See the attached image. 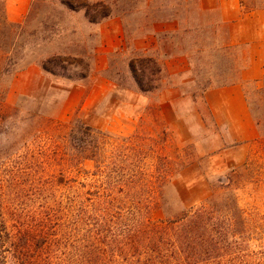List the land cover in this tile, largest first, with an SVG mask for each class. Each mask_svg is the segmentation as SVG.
<instances>
[{
    "label": "rangeland",
    "instance_id": "1",
    "mask_svg": "<svg viewBox=\"0 0 264 264\" xmlns=\"http://www.w3.org/2000/svg\"><path fill=\"white\" fill-rule=\"evenodd\" d=\"M250 1L258 6L252 12L264 11V0ZM199 3V0L190 4L185 0H35L29 15L15 24L7 21L0 2L1 222L23 228L35 214L40 212L41 216V205L46 201L55 214L51 226L60 234L59 227L67 223L64 214L70 210L75 191L91 189L98 180L101 182L102 171L146 176L150 189L162 191L168 213L158 209L149 212L145 219L152 222L180 214L183 209L180 199L185 205L187 200L199 202L210 192L222 190L219 180L230 168L243 162L229 165L232 160L227 154L219 160L227 167L207 172L201 168L204 176L189 170L208 157L209 148L216 147L215 143L200 144L203 136L222 135L207 112L202 85L194 74L196 62L200 61L206 70L212 68L211 72L214 66L223 67L227 75L232 63L231 57L212 51L224 31L211 23V16L203 14ZM247 11L243 8L244 14L251 13ZM105 15L108 18L118 15L122 20L125 50L110 53L107 69L99 73L94 62L98 35L91 21L99 23L105 20ZM161 23H171L172 31L155 33V26ZM152 34L159 40V54L162 51L167 55L183 54L188 59L190 75L180 96L166 97L176 101L175 113H163L164 98L155 92L168 82L156 58L161 72L153 78L155 90L151 93L140 92L129 70L130 61L139 56L135 42ZM200 46L206 48L205 52L196 56ZM249 52L247 48L240 50L239 66L243 70L239 71L238 66V73L249 66ZM48 61L68 64L64 71L72 79L45 71L43 64ZM99 78L116 86L101 101L95 95L89 96ZM178 117L183 123L176 120ZM201 119L207 130L198 128ZM77 120L106 135L101 142L107 168L99 174L92 162L78 166L73 161L77 153L69 145V135ZM92 136L85 138L93 143L97 135ZM252 149V143L246 146V157ZM195 178L205 185L203 189L195 188ZM255 187L249 185L237 191L240 204L244 208L258 205L264 212V199L255 202L251 198L261 196Z\"/></svg>",
    "mask_w": 264,
    "mask_h": 264
},
{
    "label": "trees",
    "instance_id": "2",
    "mask_svg": "<svg viewBox=\"0 0 264 264\" xmlns=\"http://www.w3.org/2000/svg\"><path fill=\"white\" fill-rule=\"evenodd\" d=\"M194 1L198 0H185L187 4ZM241 5L247 12L258 9L250 0H241ZM205 49L200 46L196 56ZM240 50L221 42L212 49L216 55L232 58L229 75L223 67L206 70L200 61L194 70L203 92L242 83L259 133L246 161L230 168L219 180L222 190L210 192L197 203L190 199L184 205L180 199L183 209L176 216L158 222L146 220L145 215L156 209L168 213L162 191L150 189L146 176L100 172L107 168L101 142L106 135L77 120L69 135V145L77 153L73 161L78 166L92 162L103 180L86 191H75L70 210L64 214L67 223L59 227L58 235L51 226L55 214L46 201L41 205V216L40 212L35 214L23 228L0 221V264H264V212L258 205L242 207L237 194L256 185L261 196L251 198L255 202L264 199V76L242 81L241 72L236 70ZM67 66L48 61L43 69L72 79L64 71ZM129 70L141 93L155 90L153 78L161 72L157 60L139 53L130 61ZM92 135H97L93 143L85 138Z\"/></svg>",
    "mask_w": 264,
    "mask_h": 264
},
{
    "label": "crops",
    "instance_id": "3",
    "mask_svg": "<svg viewBox=\"0 0 264 264\" xmlns=\"http://www.w3.org/2000/svg\"><path fill=\"white\" fill-rule=\"evenodd\" d=\"M34 1L0 0L3 3L7 21L15 24L21 23L29 15ZM199 1L203 14L210 15L211 23L216 24L224 31L220 38L223 45L240 47L241 50L247 48L250 51L249 66L247 65V69L241 73L242 81L261 79L264 76V11L244 14L241 0ZM93 26L98 35L94 62L96 70L101 73L107 69L110 53L125 50L123 22L118 15H114ZM172 29L171 23H161L155 26V33H165L172 31ZM158 41L157 37L152 34L145 39L137 40L134 49L141 55L156 58L163 66L168 82L163 84V87H158L155 92L164 98L161 101L163 113L166 111L175 113L176 101L166 97L171 94L179 95L184 82L190 75L189 63L187 56L183 54L167 55L165 53V55L162 50V54H159ZM115 88L116 86H112L109 80L99 78L93 84L89 96L95 95L101 101L109 96ZM203 99L214 127L218 128L217 130H220L222 135L209 137L208 134L206 137L203 136L204 140L199 141L205 146H212L215 143L216 147L214 149L209 148L208 157L189 169L190 172H194L198 176L202 175L201 168L204 171L224 168L226 165L219 163L222 155L228 154L231 157L232 161L229 165L235 166L238 163H244L247 159L246 146L259 137L242 83L209 88L204 92ZM176 120L183 123L180 117ZM198 128L207 130L203 119L199 122ZM195 179L197 180L196 183L200 180L199 178ZM199 183H197V189H203L205 185L202 182Z\"/></svg>",
    "mask_w": 264,
    "mask_h": 264
}]
</instances>
